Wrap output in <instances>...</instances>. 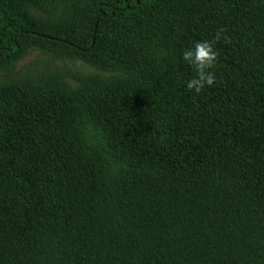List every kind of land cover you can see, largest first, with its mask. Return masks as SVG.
Listing matches in <instances>:
<instances>
[{"label": "trees", "instance_id": "trees-1", "mask_svg": "<svg viewBox=\"0 0 264 264\" xmlns=\"http://www.w3.org/2000/svg\"><path fill=\"white\" fill-rule=\"evenodd\" d=\"M32 51L108 76L0 82V264H264V0H0Z\"/></svg>", "mask_w": 264, "mask_h": 264}, {"label": "rangeland", "instance_id": "rangeland-1", "mask_svg": "<svg viewBox=\"0 0 264 264\" xmlns=\"http://www.w3.org/2000/svg\"><path fill=\"white\" fill-rule=\"evenodd\" d=\"M50 74H61L66 84L72 88L78 85L76 78L80 76H108L98 72L80 61L55 60L49 56L42 55L38 51L30 52L23 60L17 63L9 73H0V82L11 80L37 81L40 77Z\"/></svg>", "mask_w": 264, "mask_h": 264}, {"label": "clouds", "instance_id": "clouds-1", "mask_svg": "<svg viewBox=\"0 0 264 264\" xmlns=\"http://www.w3.org/2000/svg\"><path fill=\"white\" fill-rule=\"evenodd\" d=\"M224 29H218L214 37L216 42L221 39ZM227 39V37H225ZM218 52L209 41L196 42L194 47L185 49L183 60L194 66L196 75L187 82V89L200 94L205 87H212L216 83V75L212 71L216 66Z\"/></svg>", "mask_w": 264, "mask_h": 264}]
</instances>
